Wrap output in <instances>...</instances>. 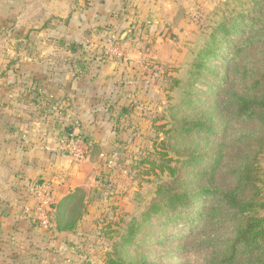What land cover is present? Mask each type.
<instances>
[{
  "label": "crops",
  "instance_id": "obj_1",
  "mask_svg": "<svg viewBox=\"0 0 264 264\" xmlns=\"http://www.w3.org/2000/svg\"><path fill=\"white\" fill-rule=\"evenodd\" d=\"M181 5L188 8L185 0H0V264H83L92 229L120 204L97 166L109 156L105 178L116 164L124 173L125 132L144 124L140 61L107 59V39L131 31L124 51L140 32L168 41L185 31ZM148 95L155 98V89ZM109 127L120 129L112 144L98 131ZM68 128L101 153L75 162L60 151ZM43 182L55 204L84 193L77 229L47 231L34 222V186Z\"/></svg>",
  "mask_w": 264,
  "mask_h": 264
},
{
  "label": "trees",
  "instance_id": "obj_2",
  "mask_svg": "<svg viewBox=\"0 0 264 264\" xmlns=\"http://www.w3.org/2000/svg\"><path fill=\"white\" fill-rule=\"evenodd\" d=\"M68 46L84 54L81 45ZM262 47L264 0L224 2L199 40L195 60L179 72L185 70V78L172 80L179 103L165 112L163 139L133 166L153 178L143 180L150 188L135 194V212L115 230L107 264H153L127 255L141 249L147 231L158 234L160 244L210 235L228 224V240L206 242L212 249L206 264H264V59L254 60ZM66 136L84 142L88 156L101 153L88 138ZM84 199L79 191L51 205L57 231L79 227Z\"/></svg>",
  "mask_w": 264,
  "mask_h": 264
},
{
  "label": "rangeland",
  "instance_id": "obj_3",
  "mask_svg": "<svg viewBox=\"0 0 264 264\" xmlns=\"http://www.w3.org/2000/svg\"><path fill=\"white\" fill-rule=\"evenodd\" d=\"M226 1L230 2L231 0H185L188 8H184L182 5L179 6L183 14L180 15L181 22L178 21L179 23H183L181 24L182 26H185L184 29L182 28L185 30L183 33L181 32L176 37L167 41L168 34L158 39L157 37L150 36L148 33L140 32L139 35H136L137 41L135 40L131 45L125 46V54L127 55L125 60L133 62L134 60H139L142 72H144L143 89L147 90L145 103L143 102L145 104V111H141V116H139L143 119L144 124L143 127H138L137 130H129L128 134L125 132V143L122 142L121 145H123H119L121 146L120 151L123 149L125 152L122 157L125 159L124 173L121 171V164H116L113 166L115 168L114 173L105 178V174L102 173L101 168L104 167V164L108 163L110 160L109 156L104 157L106 159L102 158V162L97 166V172L104 177L102 180L106 179L107 181L106 185L110 186L114 184V187L111 188L110 186L111 190H109V194H112L113 191V197L115 196L120 201V204L117 206L113 205L106 212H109L113 218H107L105 213V218H103L100 224L101 226L97 225V228L92 229L89 237L90 241H88L89 244L86 245V253L84 252L82 256L83 264H86L88 261L92 262V264H107V256L113 251L114 244L118 240L115 230L126 225L125 222L135 212V194L145 192L150 188V185L143 180H152L153 177L144 176L145 167H138L137 170H134L133 166H138L140 160L147 156L146 151L155 147V140L159 142L163 139L164 136L159 129L168 121L164 118L165 112L179 103L180 91L179 95L170 91L172 80L176 76L179 79L185 78L187 74L184 72L185 70L182 74L180 73L181 75H179V72L182 71L184 65L190 64L195 60L194 51L199 45V40L206 33L211 21L214 20V13L218 9H221L223 3ZM116 34L118 35V32ZM263 59L264 47L256 49L254 51V60ZM114 60L123 59L116 58ZM153 88L155 89V98L148 95V91L152 93ZM119 130L109 127L107 130L102 128L98 131L100 133L103 131L105 133L103 137H106V141L112 144L115 142L114 136H116ZM81 137L87 138L84 134ZM132 139L134 140L131 143ZM135 143H137V146L134 145ZM91 146L98 147V144L91 143ZM104 151L106 152V150ZM120 151H118V156H120ZM107 155H109V152ZM124 159L121 162H124ZM260 164L264 168V156ZM232 230V225L228 224L220 227L218 231L210 235L205 232H199L190 240L177 239L160 244L157 242L158 234L147 231L150 238L140 245L141 249L130 250L127 253L128 259L132 261L134 259L146 260L153 264H206L212 255V249L206 242H224L229 239ZM162 236V238H168L167 234H162ZM137 239H141V237ZM149 240L150 242H148Z\"/></svg>",
  "mask_w": 264,
  "mask_h": 264
},
{
  "label": "built area",
  "instance_id": "obj_4",
  "mask_svg": "<svg viewBox=\"0 0 264 264\" xmlns=\"http://www.w3.org/2000/svg\"><path fill=\"white\" fill-rule=\"evenodd\" d=\"M123 46L119 35L110 34L103 50V56L107 59H123L127 56ZM58 148L75 162H84L88 158V146L73 136L61 137L58 140ZM34 197L36 202L33 215L34 222L41 229L52 230L53 224L49 212L54 199L51 186L45 182L37 183L34 186Z\"/></svg>",
  "mask_w": 264,
  "mask_h": 264
},
{
  "label": "water",
  "instance_id": "obj_5",
  "mask_svg": "<svg viewBox=\"0 0 264 264\" xmlns=\"http://www.w3.org/2000/svg\"><path fill=\"white\" fill-rule=\"evenodd\" d=\"M132 33L131 31H126L125 33L122 34L121 36V42L122 43H127L131 37ZM74 129L73 128H68L67 129V134L68 135H73ZM86 264H92V262L88 261Z\"/></svg>",
  "mask_w": 264,
  "mask_h": 264
}]
</instances>
